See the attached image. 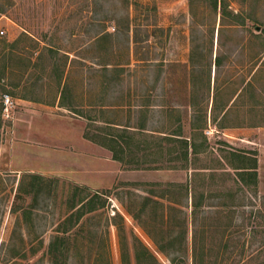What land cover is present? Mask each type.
Segmentation results:
<instances>
[{
    "label": "rangeland",
    "instance_id": "rangeland-1",
    "mask_svg": "<svg viewBox=\"0 0 264 264\" xmlns=\"http://www.w3.org/2000/svg\"><path fill=\"white\" fill-rule=\"evenodd\" d=\"M217 1L0 0V264H264V0ZM103 132L135 162L59 167Z\"/></svg>",
    "mask_w": 264,
    "mask_h": 264
},
{
    "label": "trees",
    "instance_id": "trees-1",
    "mask_svg": "<svg viewBox=\"0 0 264 264\" xmlns=\"http://www.w3.org/2000/svg\"><path fill=\"white\" fill-rule=\"evenodd\" d=\"M215 7L217 8L218 6V1L215 0ZM207 122V119H204V123L202 125H197L194 128L198 129V128H202L204 127L205 123ZM113 133H109V132H103V133H95L93 135L87 134L86 137L90 138L94 141H97L101 144H103L104 146L109 147L112 151H113V157L115 159H118L122 162H135V159H126L128 153H126L124 148V144L126 143L127 145H129V142L127 140H125V135L124 134H113ZM198 134L200 133H193L192 139L193 141H190L187 138L184 137H180V138H176V137H172V136H168L167 140L171 143L173 141H177L178 144L176 146H170L168 148V153L169 154H173L175 152L174 156H171L170 159H176V160H184V159H188L189 158V154L190 149L192 151V153H198L201 152L205 149V144H207V137L204 136L203 142L201 143H197L196 142V138L198 136ZM116 136V137H115ZM132 139V137H131ZM123 142V143H122ZM162 145L157 144V150L153 151V153H163V149H161ZM159 148V150H158ZM229 152V157L231 156L233 160V162H231L232 167L236 170V174L238 176L239 181H241L244 185L246 186H250L252 185H257L258 182V159H257V155L255 152H251L248 150H235V149H231L228 151ZM129 160V161H128ZM137 161V160H136ZM170 168H179V166L177 165H171ZM200 174L199 172H195V176ZM34 178V182H33V187L35 186V183L37 180L39 181H43L44 180V176L42 175H37L34 174L33 175ZM41 187V186H40ZM34 189L36 190V188L34 187ZM37 193L41 192V188L36 190ZM198 203H195V205H197ZM85 205V202L82 200L81 201V205L80 207H78V210L75 212L79 213L76 217L77 219H80V217L84 214L85 211H83V206ZM100 206L104 205V202H100L99 204ZM95 208L94 205H91L89 207V210H93ZM53 246V245H52ZM51 246V249H52ZM59 247H57L56 245L53 247V249L51 251H56L58 250ZM145 249L147 250V248L145 247ZM124 257L125 254H124Z\"/></svg>",
    "mask_w": 264,
    "mask_h": 264
},
{
    "label": "crops",
    "instance_id": "crops-1",
    "mask_svg": "<svg viewBox=\"0 0 264 264\" xmlns=\"http://www.w3.org/2000/svg\"><path fill=\"white\" fill-rule=\"evenodd\" d=\"M30 106L27 105V107H30L29 109H31V111L43 112L41 114L37 113L38 115H32V116H40V115L43 116L44 115V110H43L44 107L42 105L36 106L35 104H33V105H30ZM114 125L118 126L119 124L118 125L114 124ZM67 134H69V135L67 136ZM111 135H113V134H111ZM63 136L71 138L72 137V133L68 132V133H65ZM84 139H85V141L82 142L84 145H81V146L78 145L77 146V144H75V146H74L75 152H74V155H73L72 159L69 160V158L66 159V157H62L61 158V160L59 162V167L63 168V169L64 168L65 169L73 168V169H76V172H77V170L80 171V172L81 171L82 172H87V170H89L90 171L89 172L90 173V181L89 182L90 183H95L98 180V175H96V172H97V174L99 172L98 171V162L99 161H101L103 163V160H106L105 162L107 164V167L110 164V166L113 168V164H114L113 162H115L116 160L117 161H120V160L115 159L113 157V151L109 147L104 146L102 144L104 147L100 146L102 149H99V145H98L99 142L97 143V141H94V140H93L94 145L91 146L89 144V147H88L87 140L91 142L92 139L91 140H90V138H87V139L84 138ZM100 155H104L105 159L102 160V156H100ZM46 156H48V155H46ZM68 162H72L74 167L73 166L70 167L71 164L68 163ZM122 163H123L122 161H120L118 163V164H120V165H118L119 171H121V169H122V165H123ZM62 164H64V165H62ZM107 167H106V169H107ZM92 169L95 170L94 173L91 172ZM171 170H172V168H171ZM132 171H136V170H132ZM77 177L79 179H81L83 177V175L79 173Z\"/></svg>",
    "mask_w": 264,
    "mask_h": 264
},
{
    "label": "built area",
    "instance_id": "built-area-1",
    "mask_svg": "<svg viewBox=\"0 0 264 264\" xmlns=\"http://www.w3.org/2000/svg\"><path fill=\"white\" fill-rule=\"evenodd\" d=\"M10 101H11L10 97L8 95H6V99H5L6 104L9 103Z\"/></svg>",
    "mask_w": 264,
    "mask_h": 264
}]
</instances>
